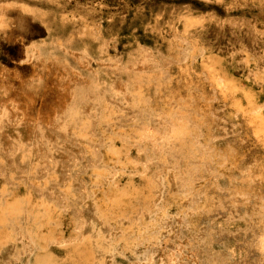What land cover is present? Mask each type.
I'll return each mask as SVG.
<instances>
[{
  "label": "rangeland",
  "instance_id": "374dc122",
  "mask_svg": "<svg viewBox=\"0 0 264 264\" xmlns=\"http://www.w3.org/2000/svg\"><path fill=\"white\" fill-rule=\"evenodd\" d=\"M0 247L264 264V0H0Z\"/></svg>",
  "mask_w": 264,
  "mask_h": 264
},
{
  "label": "bare ground",
  "instance_id": "6f19581e",
  "mask_svg": "<svg viewBox=\"0 0 264 264\" xmlns=\"http://www.w3.org/2000/svg\"><path fill=\"white\" fill-rule=\"evenodd\" d=\"M143 131V130H142ZM144 132H146L147 133V135L148 136H150L151 138H152V140H150V142L147 140V142H149L151 145H152V147H154V148H157L158 147V143H156V142H154L155 140H157V139H159L163 134H164V130L162 129V128H160V127H158V126H156V123L154 124V126L151 128H146V131H144ZM145 137V136H144ZM147 138V136L145 137V139ZM142 139H143V137H142ZM148 139V138H147ZM160 139H162V138H160ZM153 148V151L155 152L156 150ZM161 148V147H160ZM141 149V148H140ZM158 151V150H157ZM148 152H146V154H147ZM148 156H149V154H148ZM156 156H154L153 158H155ZM146 159L147 160H149L148 158H147V155H146ZM147 160H146V162H147ZM151 160V159H150ZM144 163V162H143ZM145 166V165H144ZM66 170V169H65ZM62 171V170H61ZM64 171V170H63ZM67 173V172H66ZM65 173V174H66ZM62 174V173H61ZM64 174V175H65ZM63 175V174H62ZM61 175V176H62ZM67 175H68V173H67ZM175 176V175H174ZM62 177H64V176H62ZM62 177L60 178V179H62ZM66 177H64V179H65ZM174 178V177H173ZM64 179H62V180H60V182L61 181H63ZM174 180H175V178H174ZM52 183V182H51ZM53 183H55V182H53ZM176 183V182H175ZM57 184V183H56ZM60 184H62V183H60ZM173 184H174V182H173ZM52 185H55V184H52ZM175 185V184H174ZM54 188L56 187V186H53ZM82 187H84V186H82ZM57 189H59V188H57ZM79 189V188H78ZM56 190V189H55ZM54 190V191H55ZM75 190V189H74ZM60 191V190H59ZM76 191V190H75ZM80 191H81V189H80ZM83 191V190H82ZM82 191H81V193H82ZM47 192H49L48 190H47ZM52 192V191H51ZM58 192V191H57ZM55 193V192H54ZM63 193V192H62ZM80 193V192H79ZM51 194V193H50ZM50 194H48V195H50ZM85 194V193H84ZM63 195V194H62ZM86 195V194H85ZM160 195V194H159ZM56 195H54V197H53V195H52V198H54L55 200H56V197H55ZM59 195L57 194V200H58V198L60 197H58ZM84 196V195H83ZM87 196V195H86ZM49 197V196H48ZM51 197V196H50ZM49 197V198H50ZM63 197V196H62ZM85 198V197H84ZM159 198V197H158ZM60 199V198H59ZM62 199V198H61ZM63 199H64V197H63ZM62 199V200H63ZM80 199V198H79ZM157 199V198H156ZM56 200V201H57ZM82 200V199H81ZM61 201V200H60ZM58 202V205H59V203H62V202ZM85 201H86V199H85ZM57 202H55V203H57ZM65 202V201H64ZM62 204H65V203H62ZM66 205V204H65ZM61 207V206H60ZM59 208V207H58ZM62 208V207H61ZM61 210V209H60ZM63 210H64V208H63ZM62 211V210H61ZM51 214V213H50ZM53 214V213H52ZM78 214V213H77ZM16 216V215H15ZM28 216V215H27ZM89 216H90V214H89ZM88 216V217H89ZM12 217V216H11ZM14 217V216H13ZM45 217V216H44ZM78 217H79V214H78ZM229 217V216H228ZM85 218V217H84ZM94 218V217H93ZM22 219V218H21ZM48 219V220H47ZM49 219H52V217L50 216L49 218H48V216L46 217V222H48V224L47 225H50L49 224V222L51 221H49ZM57 219V218H56ZM80 219V218H79ZM96 219H98V218H96ZM29 220V219H28ZM54 220H55V218H54ZM81 220H82V218H81ZM85 220H88V219H85ZM85 220H82V221H84L85 222ZM100 220V219H99ZM13 221V220H12ZM53 221V220H52ZM91 221H92V219H91ZM90 222V221H89ZM77 223V226H78V224L80 223H78V221L76 222ZM82 223V222H81ZM85 223H87L86 225V227H88V222H85ZM57 224V223H56ZM84 224V223H83ZM41 225H42V223H41ZM45 225V224H44ZM17 226V225H16ZM16 226H15V229H16ZM93 226V225H92ZM10 227V226H9ZM37 227V226H36ZM75 227H76V224H75ZM90 227H91V224H90ZM51 228H53V227H51ZM55 228V227H54ZM83 228H85V227H83ZM19 229V228H18ZM50 229V228H49ZM81 229V228H80ZM17 230V229H16ZM54 231H56V229H53ZM90 230V229H89ZM92 230V229H91ZM11 231V230H10ZM18 231V230H17ZM16 231V232H17ZM50 231V230H49ZM52 231V230H51ZM60 231V230H59ZM94 231V230H93ZM13 232H15V231H13ZM58 232V231H57ZM85 232L87 233V231L85 230ZM40 233V232H39ZM79 233H81L80 232V230H79ZM89 233V232H88ZM18 234V233H17ZM37 234V233H36ZM50 234H51V232H50ZM21 235V234H20ZM41 235V234H40ZM79 235V234H78ZM81 235V234H80ZM80 235H79V239H81V237H80ZM53 236H55V235H53ZM82 236V235H81ZM19 237V236H18ZM83 237H85V235L83 236ZM83 237H82V239H83ZM24 240V239H23ZM50 240V239H49ZM51 240H53V239H51ZM56 240V239H55ZM60 240V239H59ZM63 240V239H62ZM71 240H74L73 238L71 239ZM76 240H78L77 238H76ZM15 241V240H14ZM29 241V240H28ZM179 242L180 241H182V240H178ZM183 241H184V239H183ZM186 241V240H185ZM30 242V241H29ZM53 242L55 243H57V241H54L53 240ZM52 242V243H53ZM61 242V241H60ZM187 242V241H186ZM8 243V242H7ZM50 242H48V244H49ZM4 244H6V243H4ZM35 244H36V242H35ZM181 244H182V242H181ZM9 245H12V243L10 244L9 243ZM30 246V245H29ZM8 247V246H7ZM99 247H101V246H99ZM191 247V246H190ZM0 248H2V247H0ZM38 248V247H37ZM167 248V247H166ZM184 247H182V249H183ZM187 248L189 249V247L187 246ZM186 248V249H187ZM6 249V248H5ZM9 249H10V247H9ZM12 249V248H11ZM45 249V248H44ZM99 249V248H98ZM97 249V250H98ZM27 250V249H26ZM38 250V249H37ZM40 250V249H39ZM43 250V249H42ZM165 250V249H164ZM179 250V249H178ZM11 251V250H10ZM99 251V250H98ZM167 251H168V249H167ZM171 251H172V249H171ZM193 251V250H192ZM6 253L8 252V251H5ZM40 252H41V250H40ZM49 252V251H48ZM175 252V251H174ZM173 252V253H174ZM178 253H179V251H177ZM182 252V251H181ZM201 252V251H200ZM4 253V252H3ZM5 253V254H6ZM105 253V252H104ZM190 253V252H189ZM192 253H194V252H192ZM99 254H101V253H99ZM169 254V253H168ZM183 254V253H182ZM195 254V253H194ZM199 254V256L201 255L200 253H198ZM198 254H196V255H198ZM195 255V256H196ZM5 256H8V254H6ZM5 256H3V257H5ZM38 256V255H37ZM105 256H106V254H105ZM167 256V255H166ZM169 256V255H168ZM189 255H187V257H188ZM35 257V256H34ZM10 258V257H9ZM106 258H107V256H106ZM110 258V257H109ZM11 259H14V258H11ZM108 259V258H107ZM157 259H159L158 258V256H157V254H156V252L155 251H151V252H149L148 253V255H147V257L145 258V261H144V263L143 264H183L182 262H181V260H179V259H181L180 258V256L179 255H177V254H172V256H171V258H170V260L168 261V262H160V261H158ZM191 259H192V257H191ZM195 259V258H194ZM188 260V259H187ZM41 261V260H40ZM36 262H38V261H36V259H35V264H36ZM46 262V261H45ZM139 262V261H138ZM185 262V261H184ZM8 263V262H7ZM12 263V262H11ZM16 263V262H15ZM40 263V262H39ZM39 263H37V264H39ZM43 263V262H42ZM108 263V262H107ZM186 263V262H185ZM3 264H6L5 262L3 263ZM9 264V263H8ZM13 264V263H12ZM25 264V263H24ZM45 264V263H44ZM106 264V263H105ZM142 264V263H141ZM189 264V263H188ZM194 264H196V263H194Z\"/></svg>",
  "mask_w": 264,
  "mask_h": 264
}]
</instances>
